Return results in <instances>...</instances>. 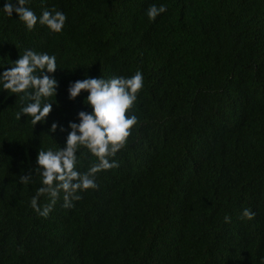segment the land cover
<instances>
[{
  "label": "trees",
  "instance_id": "1",
  "mask_svg": "<svg viewBox=\"0 0 264 264\" xmlns=\"http://www.w3.org/2000/svg\"><path fill=\"white\" fill-rule=\"evenodd\" d=\"M152 4L166 6L155 20ZM25 6L66 20L59 33L39 23L29 31L15 11H0V65L26 49L57 64L44 123L17 119L26 101L0 89V264H264V0ZM138 70L137 123L112 158L119 167L98 172L73 207L58 198L39 216L30 206L38 174L19 177L36 167L39 148L64 146L79 111H91L86 92L69 99L70 83ZM77 155L81 172L95 162L84 148ZM48 202L41 196L38 206Z\"/></svg>",
  "mask_w": 264,
  "mask_h": 264
},
{
  "label": "clouds",
  "instance_id": "2",
  "mask_svg": "<svg viewBox=\"0 0 264 264\" xmlns=\"http://www.w3.org/2000/svg\"><path fill=\"white\" fill-rule=\"evenodd\" d=\"M27 0H5L0 11L11 17L13 11L18 14L27 30L31 31L39 23L46 26L50 32H61L66 16L58 10H44L38 17L26 7ZM166 11V6L152 4L146 10L149 20ZM0 71V89L12 94H22L26 103L17 113V119L24 115L31 118V123L46 122L52 109L49 97L55 96L57 81L50 74L57 69L56 57L47 53H39L26 49L23 55L10 64V67ZM143 87V74L138 70L130 77L103 78L85 76L82 80L71 82L67 92L69 99H75L82 91L87 93L85 105L91 111H79L78 122L69 121L67 136L63 147L38 150L36 167L28 175H21V183H30L32 172L39 176L40 186L31 197V208L42 217H47L62 198V206L73 207V201L79 200L80 192L95 189V176L98 172L119 167L117 160L112 159L125 145L137 118L130 112L137 99V93ZM127 113V114H126ZM57 124L52 123L49 132H56ZM63 132L64 128L61 127ZM81 148L87 150L95 162L85 172L78 170L77 153ZM62 194V196H61ZM41 196H46L49 202L38 206ZM254 213L245 208L242 218L251 219ZM224 221L230 222L226 215Z\"/></svg>",
  "mask_w": 264,
  "mask_h": 264
}]
</instances>
